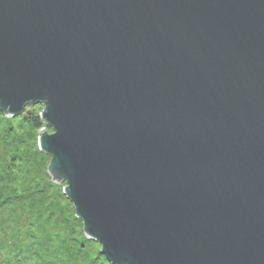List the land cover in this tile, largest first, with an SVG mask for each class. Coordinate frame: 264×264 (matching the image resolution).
Segmentation results:
<instances>
[{
  "label": "water",
  "instance_id": "1",
  "mask_svg": "<svg viewBox=\"0 0 264 264\" xmlns=\"http://www.w3.org/2000/svg\"><path fill=\"white\" fill-rule=\"evenodd\" d=\"M110 264H264V0H0V112Z\"/></svg>",
  "mask_w": 264,
  "mask_h": 264
},
{
  "label": "rangeland",
  "instance_id": "2",
  "mask_svg": "<svg viewBox=\"0 0 264 264\" xmlns=\"http://www.w3.org/2000/svg\"><path fill=\"white\" fill-rule=\"evenodd\" d=\"M42 108L43 106L37 104L34 106L27 107L26 109L30 114L32 110H34L35 113H40L42 111ZM18 117L20 116L11 118L9 124H11L12 128L15 130L16 133H27L26 136L30 137H26V139H23V141L17 139V146L21 150L23 157L17 162L18 164L16 168L19 172L18 176L17 174L8 171L9 168L6 170L7 166L5 165L6 163L4 161H7L12 158L10 154L12 153L10 148L0 146V194H11V189L18 187V191L25 190V193L31 192L30 194H32L33 196L31 195L28 200L32 201V199H35L38 203L39 198L42 197L40 193L44 191L43 205H46L52 213H50V215L47 214L50 222L46 223L45 225H43L40 220H34L36 219V217H34L35 214L32 216L34 219L31 218L30 224L28 223L27 218L31 217L30 212L32 211L26 204H18L17 201H14L11 205V200L6 202V200L8 199H3L2 201H0V240L8 238L7 243L12 237H14V239L16 240L19 239V241L24 240L23 236H25V233H28L29 235H33V233H36V239H38L39 236L44 237V234H41V232H44L46 230V233L52 236V242L49 243L50 246H59L61 240L55 237V232H61L63 235L66 236L69 233V229L67 228L66 224H69L71 228H73L70 231V233H73L72 231H76L78 229V231H80V229H82V223L79 219V222L74 221L73 219L75 218L74 209L71 203L66 199L62 191V188L65 186V183L55 184L52 181L49 182L46 179L49 177L47 175L46 167L50 162V156H45L43 157V159H38L37 156H34L39 131L34 132L32 130H29L27 125H24L19 122L20 118ZM3 124L4 121L1 115L0 133H2V130L7 127L1 126ZM42 129H46L48 134L54 133L52 129L47 126H44ZM3 142V140H0V144L3 145ZM6 142L9 141L6 140ZM3 148L6 151H3ZM2 154H7V158H4L3 160ZM1 165L4 166V168ZM24 192H20L19 194H24ZM36 216H38V214ZM17 221H19V223H16ZM39 222L43 225V227L45 226L42 230L41 228H37L40 225ZM70 233L68 235V241L73 243V237H77L78 233ZM83 240H88V244L86 245V251L88 252L89 257L92 259L95 258L93 260H96L95 253L101 255L98 251L100 244L98 242L89 240L86 237L83 238ZM10 245L11 244L8 243V245L5 247L6 249L3 248V250L0 251V260L5 259V256V260L9 258L10 254H7L6 250L13 248Z\"/></svg>",
  "mask_w": 264,
  "mask_h": 264
},
{
  "label": "trees",
  "instance_id": "3",
  "mask_svg": "<svg viewBox=\"0 0 264 264\" xmlns=\"http://www.w3.org/2000/svg\"><path fill=\"white\" fill-rule=\"evenodd\" d=\"M1 115L4 121V124L1 126H7L8 128L5 127L2 130V133H0V140L4 141L3 145L0 144V146L9 147L12 152L10 153L12 158H10L7 161H4L6 163L5 165L7 166V168L6 167L5 168L6 170L9 168L8 171L17 174L18 176L19 172L18 169L16 168L18 164L17 162L23 157L21 150L17 146V139L23 141V139H26V137L28 138L30 136H26L27 133H21V134L16 133L15 130L12 128L11 124H9L11 118L5 117L0 112V116ZM18 118H20L19 121L20 123L27 125L28 129L34 132L40 131L44 126H46L43 122V119L40 117V113H35L34 110H32L31 113L29 114L26 109V111ZM6 140H8L9 142H6ZM2 150L4 151L5 149L3 148ZM6 155L7 154H2L3 160L4 158H7ZM34 156H37L38 159H43V157L47 155L42 153L38 149V145H36ZM2 167L4 168V166ZM46 179L49 182H51L50 177ZM24 191H18V187H15L11 189V194L8 195L0 194V201H2L3 199H8L6 200V202L11 200L10 201L11 205L13 204L14 201H17L18 204H26L32 211L30 212L31 217L27 218L28 223L30 224H31V218L34 219L32 217L34 214H35L34 217H36V219L34 220L36 221L40 220L43 225L50 222V220L48 219V215H50V213L52 212H50V210L46 205H43L44 191L40 193L42 197L39 198L38 203L35 199L29 201L28 198H30L32 194H30L31 192L25 193ZM20 192H24V194L20 195L19 194ZM37 214L38 216H36ZM73 219L74 221H78L76 217ZM16 223H19V221H17ZM39 224L40 225L37 228L38 229L41 228L42 230L45 226L43 227V225L40 222ZM66 226L69 229V233H70V231L73 228H71L69 224H66ZM78 230L72 231L73 233H70V234L78 233L77 237H73L74 238L73 243L68 241L69 233L65 236L61 232H55L56 233L55 237L60 239L61 243L60 245L58 244L59 246H52V247L49 244L50 242H52V236L47 234L46 230L44 232H41V234H44V237L39 236L38 239H36L37 236L36 233H33V235L32 234L29 235L28 233H25V236H23L24 240H20V241L19 239L16 240L14 239V237H12L8 243L11 244L10 246H12L13 248L6 250L7 254H10V256L7 260H5L6 259L5 256V259L0 260V264H110L103 255H99L98 253H95L96 260H93L95 258L92 259L89 257V254L86 251V245L88 244L87 243L88 240L86 241L83 240V238L85 237L83 235L82 229H80V231ZM7 239L8 238H4L0 240V251L3 250V248L6 249L5 247L8 245Z\"/></svg>",
  "mask_w": 264,
  "mask_h": 264
}]
</instances>
